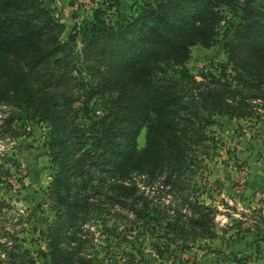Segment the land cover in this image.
<instances>
[{"label": "trees", "instance_id": "1", "mask_svg": "<svg viewBox=\"0 0 264 264\" xmlns=\"http://www.w3.org/2000/svg\"><path fill=\"white\" fill-rule=\"evenodd\" d=\"M126 7L107 2L62 40L66 26L45 0H0V105L11 109L0 129L15 134L13 123L45 124L55 163L46 191L54 214L39 231L46 249L27 247L0 225V264L39 257L137 264L118 222L127 206L158 241V256L175 239L188 245L215 237L217 208L201 198L207 161L221 145L210 127L217 116L264 111V3L134 0ZM219 41L225 59L191 73V48ZM2 166L0 183L9 175ZM5 205L0 200V215ZM254 216L256 241L264 242V213Z\"/></svg>", "mask_w": 264, "mask_h": 264}, {"label": "rangeland", "instance_id": "2", "mask_svg": "<svg viewBox=\"0 0 264 264\" xmlns=\"http://www.w3.org/2000/svg\"><path fill=\"white\" fill-rule=\"evenodd\" d=\"M133 1L119 0L124 8ZM107 2L113 0H45L46 6L54 8V14L66 26L62 40L67 39L74 24L88 25L94 10L104 8ZM109 14L115 18L114 8ZM224 59L221 41L209 48L195 45L187 67L196 74L200 68L209 69L211 63L218 64ZM10 110L0 105V123ZM12 129L15 134L0 129V162L9 170L0 183V200L7 203L0 215V225L17 232L18 238H25L27 247L46 249L39 231L52 222L54 214L46 194L55 171L49 155V130L36 120L13 123ZM210 130L221 145L218 155L207 161L208 181L204 184L208 193L201 198L205 204L217 208L215 237L188 245L175 239L169 250L158 256L152 246V242L158 241L143 231L140 219L131 216L127 206L118 222L126 229V250L131 251L134 246L137 264H264V242L256 241L257 224L253 222L258 210L264 213V111L257 118L217 116ZM136 145L139 149L144 145V130L136 138ZM134 178L137 183L134 187L142 189L140 177ZM152 191L155 188L146 192ZM138 194L135 190L134 196L140 199ZM248 227L252 228L249 232ZM169 236L170 239L163 237L159 242H170L173 236ZM47 262L42 257L37 260V264Z\"/></svg>", "mask_w": 264, "mask_h": 264}]
</instances>
